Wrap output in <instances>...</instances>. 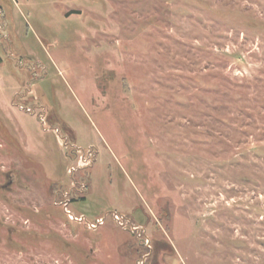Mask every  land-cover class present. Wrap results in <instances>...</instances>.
Returning a JSON list of instances; mask_svg holds the SVG:
<instances>
[{"label": "rangeland", "instance_id": "374dc122", "mask_svg": "<svg viewBox=\"0 0 264 264\" xmlns=\"http://www.w3.org/2000/svg\"><path fill=\"white\" fill-rule=\"evenodd\" d=\"M3 6L0 264H264V0Z\"/></svg>", "mask_w": 264, "mask_h": 264}, {"label": "built area", "instance_id": "2783aa9c", "mask_svg": "<svg viewBox=\"0 0 264 264\" xmlns=\"http://www.w3.org/2000/svg\"><path fill=\"white\" fill-rule=\"evenodd\" d=\"M90 156H91V154H90ZM65 208H67L66 206H65ZM70 214V213H69ZM114 215V219L117 221V223H119L120 225H122V226H124L125 224H127V223H129V221H128V219H127V217H126V215H124V214H120V213H117V212H115V213H113ZM73 219H75V220H77V221H79V222H83L84 220H85V217H83V216H78V217H76V216H73ZM104 217H99V218H97L96 219V221H94L95 223H93L92 221H90V222H87V224H88V227L90 228V229H93V228H96L98 225H103L104 224ZM133 229L134 230H138V228L136 227H133Z\"/></svg>", "mask_w": 264, "mask_h": 264}, {"label": "flooded vegetation", "instance_id": "af4514ba", "mask_svg": "<svg viewBox=\"0 0 264 264\" xmlns=\"http://www.w3.org/2000/svg\"><path fill=\"white\" fill-rule=\"evenodd\" d=\"M4 3H7V0H0V20H2V22L4 23V25H0V30L3 32V27H6L5 26V22H4V18H5V16H6V8H4ZM5 11V12H4ZM7 17V16H6ZM2 24V23H1ZM5 30H6V28H5ZM6 34V33H5ZM2 35H4V34H2ZM7 35V34H6Z\"/></svg>", "mask_w": 264, "mask_h": 264}, {"label": "trees", "instance_id": "16d2710c", "mask_svg": "<svg viewBox=\"0 0 264 264\" xmlns=\"http://www.w3.org/2000/svg\"><path fill=\"white\" fill-rule=\"evenodd\" d=\"M15 139V138H14Z\"/></svg>", "mask_w": 264, "mask_h": 264}]
</instances>
